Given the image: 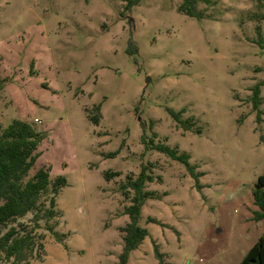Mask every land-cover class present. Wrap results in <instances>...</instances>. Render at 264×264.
Returning a JSON list of instances; mask_svg holds the SVG:
<instances>
[{
	"label": "rangeland",
	"instance_id": "1",
	"mask_svg": "<svg viewBox=\"0 0 264 264\" xmlns=\"http://www.w3.org/2000/svg\"><path fill=\"white\" fill-rule=\"evenodd\" d=\"M183 2L0 0V130L42 133L30 175L66 182L57 217L11 223L34 238L21 264H238L259 240L264 0L200 1L199 18ZM142 171L148 234L121 263Z\"/></svg>",
	"mask_w": 264,
	"mask_h": 264
},
{
	"label": "trees",
	"instance_id": "2",
	"mask_svg": "<svg viewBox=\"0 0 264 264\" xmlns=\"http://www.w3.org/2000/svg\"><path fill=\"white\" fill-rule=\"evenodd\" d=\"M200 1L208 3V0H184L179 11L186 16L199 18L195 6ZM129 4H133L132 1ZM2 83L0 79V92ZM255 91L258 93L257 88ZM170 114L176 120H179L181 116L180 113L171 112ZM98 120L97 116L93 117L95 124ZM189 127L190 125L187 128ZM42 139V133L21 120H13L0 130V253L10 260L9 264L24 262L25 251L33 246L34 239L30 233L18 235L19 229L11 226V223L32 214L30 222L36 226L40 221L48 222L58 216L56 198L66 184L65 179L58 177L50 181L49 169L46 168H39L30 175ZM156 150L187 164L188 156L177 155L175 150H168L162 145L157 146ZM113 175L114 173H109V176ZM194 178L196 179V175ZM150 180L151 177L142 171L134 181L128 183V188L134 195L130 199V206L125 209L129 222L121 228L123 233L121 263L126 261L131 251L142 244L148 234L138 225V219L144 200L153 197L152 193L143 191L144 183ZM44 194L48 195V205L41 210L43 206L41 197ZM254 201L259 208V212L255 213V220L258 221L264 218V174L257 179ZM2 229L7 231L1 234ZM49 230L52 232L51 228ZM238 264H264V231Z\"/></svg>",
	"mask_w": 264,
	"mask_h": 264
},
{
	"label": "built area",
	"instance_id": "3",
	"mask_svg": "<svg viewBox=\"0 0 264 264\" xmlns=\"http://www.w3.org/2000/svg\"><path fill=\"white\" fill-rule=\"evenodd\" d=\"M40 121L38 119H33V123L36 124V123H39Z\"/></svg>",
	"mask_w": 264,
	"mask_h": 264
},
{
	"label": "water",
	"instance_id": "4",
	"mask_svg": "<svg viewBox=\"0 0 264 264\" xmlns=\"http://www.w3.org/2000/svg\"><path fill=\"white\" fill-rule=\"evenodd\" d=\"M149 79H147L146 81H145V85H148L149 84Z\"/></svg>",
	"mask_w": 264,
	"mask_h": 264
}]
</instances>
